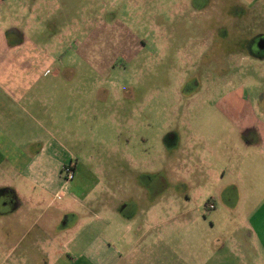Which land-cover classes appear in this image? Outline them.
<instances>
[{
	"label": "rangeland",
	"instance_id": "rangeland-1",
	"mask_svg": "<svg viewBox=\"0 0 264 264\" xmlns=\"http://www.w3.org/2000/svg\"><path fill=\"white\" fill-rule=\"evenodd\" d=\"M262 39L264 0L5 1L0 70L31 72L39 81L30 88L31 110L26 99L17 103L0 91V147L11 153L12 140L50 157L38 162L48 174L37 177L26 176L37 173L30 167L11 174L0 160V173L14 181L0 200L24 201L2 214L0 206L1 216L82 219L80 237L67 248L75 264H88L80 255L97 236L111 246L99 255L103 264L107 256L119 264H264L256 254L261 240L251 229L235 230L233 208L217 211L215 225L203 217L215 211L207 208L213 195L239 202L249 178L264 187ZM40 90L64 94L50 111L73 113L36 125L21 109L40 115L45 109L33 95ZM60 162L76 165L73 180ZM197 216L203 221L191 226ZM201 231L210 240L188 236ZM27 244L24 257L7 256L13 244L0 243V264H28V257L39 264L41 246Z\"/></svg>",
	"mask_w": 264,
	"mask_h": 264
},
{
	"label": "crops",
	"instance_id": "crops-1",
	"mask_svg": "<svg viewBox=\"0 0 264 264\" xmlns=\"http://www.w3.org/2000/svg\"><path fill=\"white\" fill-rule=\"evenodd\" d=\"M5 1L7 0H0V7ZM25 10L28 11L27 8H25ZM29 11H31V8ZM4 46L7 47L6 45ZM1 47L2 46L0 45V48ZM31 58L27 59L26 57V62L27 60L31 62L32 61ZM19 75L20 74H10L7 76L4 73H2L0 70V80H10L9 82H7V88L6 86H3L0 83V91L2 93H8L12 97L13 101L17 103L26 99V103L27 105H30L29 108L31 110L32 105L34 106V100H32L29 97V95L32 92L30 88L32 84L37 83L39 81V75L37 77L31 72H25L20 75L22 79L18 78ZM29 79H30V82L28 81ZM23 83H26L30 86L24 87ZM33 95L36 98H40L43 104L41 108H44L45 110L38 116L36 114L30 113V110H28L29 112H26L22 108L21 111L27 114L36 125L41 124L42 119H45L48 121H53V120L57 121V120H61L62 116L67 118L66 116H69L73 113L72 110H69L68 112H62L61 110L60 111H55V110L50 111L49 110L52 106L48 107V105L51 104V102H53L54 100L58 99L59 96L61 97L64 96V94L59 95L58 93H55V92H48V90H40V91L35 92ZM240 112H241V118L243 119V122H247L249 120V117H246L243 110H240ZM17 117H18V114H17ZM244 118L246 119V121H244ZM249 124H252V123L250 122ZM7 141H8V144L12 152L8 153L7 148L0 147V160L6 159V161H8L9 166H7V169H13V171L11 170V174H13L16 171V175L18 176V174H22V173H18L17 170L23 172L28 167H30L31 170L36 169L37 173H34V172L25 173L26 176L37 177V176H44L48 174L49 169L47 165L44 163L39 164L38 162L42 161L43 159H48V157H50V154L48 153L49 151L44 150V148H41L40 150L36 152L29 153L19 146L14 147L11 144L12 140H10L11 143L9 142V140ZM259 143H260L259 150H261L264 155V138ZM18 151L20 152L17 153ZM56 159H59V158H57V156L54 155L53 160H56ZM25 160H26V163H25ZM59 164H60L59 165L60 171H62L64 163L62 164V162H60ZM3 173L5 172L0 173V176H2V180H9V182L7 183L3 182L2 184H0V190L4 189V192L2 194L6 193V191H9V187H11L14 182L13 179H8V177H11V176L6 177L2 175ZM240 174L241 172L238 171L237 176H240ZM221 176L222 178H224L226 176V172H224L223 175ZM242 176H244V181H247L245 177L250 176V175L247 172H245ZM35 179L32 178V180H35ZM40 183H41L40 185L42 186V188L47 191L48 189L44 187L45 185H43V181H41ZM258 183L260 184V179L257 181L256 179L252 178L251 180L249 178L248 183L246 184V186H249V187L243 190V194H242L243 199H241L239 202L235 201L234 199L233 200L228 199L227 201H224L223 198L222 199L218 198L217 194L211 196L210 202L208 204L210 206L213 205L214 207L210 209L215 210V211L211 212L208 215V217H205V216L203 217L204 219H207V218L211 219L212 225H215L216 223L220 221L218 215L216 214L217 211H219V215H220V209L233 208V211L236 212L235 214L237 216V221L238 220L240 221L238 224H235V227H236L235 230L237 231L243 226L244 228H248L253 231L257 239L261 240V245L259 248L260 251L256 252V254L260 253V258H262L264 261V187L260 188L257 185ZM261 184H264V171L261 176ZM11 192L15 194L13 190ZM57 193L58 194L60 193L61 196L63 195L62 199L66 197V194H65L66 189L64 190L61 189ZM229 195H232V192H229ZM23 202H24L23 200L18 202L17 199L0 200V206L4 207V210H1L2 211L1 214L6 213V209H8L9 205L11 207L20 208L21 205L24 204ZM32 204H33L32 207H40V204H42V202L38 201ZM49 205L50 203L46 204V208H49ZM63 206L65 207L63 208L65 211L66 205L63 204ZM45 212L47 213V210H45ZM1 214H0V231H1L0 237L3 240L0 241V243H2V246L13 244L11 247H9V250L6 252L7 256L13 255L15 253V255H22L26 257L27 254L25 253L24 247H25V244L28 243L27 244L28 247L29 246L31 247L41 246L40 251H41L42 260L39 264H75L76 261L72 262L73 259L67 255L68 254L67 248H71V247L74 248V245L76 244V238L80 237L81 233L79 231V228L81 225L80 223L83 221L82 219L80 220V218L78 219L73 218L69 221L67 217L56 218V217L44 215L42 212L41 215H38L35 217L34 215L31 214L30 216H27L26 219L23 220V219H19V216L17 217L14 216L15 218H13L12 216H9V215L1 216ZM203 215H204V212H203ZM202 221H203L202 216H197V217H192L189 223L192 226V224H199ZM22 225H26L24 231L18 232V230L21 228ZM196 232H200V231L198 230ZM196 232H191L188 235L190 239L194 238V239L203 241L207 238L206 240H210L209 235L206 236V238L204 239L203 231H201L200 235ZM235 232H233L230 235L231 241L232 240L235 241L236 239H238L237 236H235L236 234ZM219 239L220 238H215V240H213L211 238L213 242L216 241V244H214V247L217 248L218 250L225 249L226 242L220 241V244L218 246ZM98 241H100L101 244H99ZM93 243H94V247H93ZM200 245L202 249L204 242H201ZM189 246L194 249L195 247L194 241H192V244H190ZM237 246L240 249V247H242V244L238 243ZM101 247L105 249H100ZM109 249H111L110 244H107L106 242L103 244V241L97 236L95 240L92 241L82 251L80 256L86 257L88 264H103V263H100L98 260L99 255L105 254V251L109 252ZM93 250H95V252ZM100 250H104V252L99 253ZM256 250L258 249L256 248ZM33 254L34 253H31L30 255H33ZM110 259L111 257L107 256V260H105V264H119L117 260H114L112 262ZM252 261L254 264L255 263L258 264L257 261L259 260L258 258H254ZM28 264H30L29 257H28ZM202 264H204V262H202Z\"/></svg>",
	"mask_w": 264,
	"mask_h": 264
},
{
	"label": "built area",
	"instance_id": "built-area-1",
	"mask_svg": "<svg viewBox=\"0 0 264 264\" xmlns=\"http://www.w3.org/2000/svg\"><path fill=\"white\" fill-rule=\"evenodd\" d=\"M66 181H71L75 178V170L73 165L64 167Z\"/></svg>",
	"mask_w": 264,
	"mask_h": 264
},
{
	"label": "flooded vegetation",
	"instance_id": "flooded-vegetation-1",
	"mask_svg": "<svg viewBox=\"0 0 264 264\" xmlns=\"http://www.w3.org/2000/svg\"><path fill=\"white\" fill-rule=\"evenodd\" d=\"M263 41H261V43H260V47H263L264 46V39H262ZM262 60H264V58H261ZM258 60V59H257ZM73 163H71V164H69V165H72ZM69 165H65L64 167H66V166H69ZM64 167H63V169H64ZM73 167H74V170H75V165L73 164ZM4 192V189H1L0 190V195L2 194ZM4 194H9V191H6V193H4ZM212 207H214L213 205H207V208H212Z\"/></svg>",
	"mask_w": 264,
	"mask_h": 264
}]
</instances>
